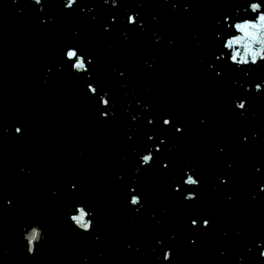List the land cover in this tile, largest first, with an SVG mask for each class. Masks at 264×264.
Returning a JSON list of instances; mask_svg holds the SVG:
<instances>
[{
	"label": "water",
	"instance_id": "obj_1",
	"mask_svg": "<svg viewBox=\"0 0 264 264\" xmlns=\"http://www.w3.org/2000/svg\"><path fill=\"white\" fill-rule=\"evenodd\" d=\"M64 2L0 0V264H264V61L223 47L264 0Z\"/></svg>",
	"mask_w": 264,
	"mask_h": 264
},
{
	"label": "clouds",
	"instance_id": "obj_2",
	"mask_svg": "<svg viewBox=\"0 0 264 264\" xmlns=\"http://www.w3.org/2000/svg\"><path fill=\"white\" fill-rule=\"evenodd\" d=\"M15 2H17V0H13V3ZM33 2L36 5L42 4V0H33ZM76 2L77 0H65V9H71ZM103 2L107 4L109 3V0H103ZM165 2H167V0H165ZM112 5L116 6V0H112ZM173 8H175V5H173ZM248 8L251 13L255 14V19H242L237 20L235 23H233L231 25V28L235 34L227 37L223 44L224 49L230 53L227 59L230 63L236 65L237 67L254 66L258 63V61H264V10H262L264 6H262L258 2H251L249 3ZM40 10H43L42 7L40 8ZM225 19L227 20V18ZM128 23L130 25L135 23V17L133 15H129ZM65 58L69 61H72L74 59L72 70L77 72L78 74L87 71L85 59L78 54L77 50L72 48L67 49L65 52ZM90 62L91 61L89 59L87 63ZM255 90L261 91V85H255ZM88 91L90 94H95L96 89L93 85H88ZM100 103L102 107H106L109 105V101L105 98V96L100 97ZM235 107L237 108V110H244L246 108V102L241 100L235 104ZM107 115V113H101L102 118H106ZM149 123H152V121L149 120ZM163 125L169 126L170 120L165 118L163 120ZM15 131L17 134H20L22 130L20 128H16ZM177 131H181V129L177 128ZM149 139H151V137H149ZM156 150L158 151L159 149L157 148ZM152 159L153 156L150 150L147 154H143L140 157L141 166L144 167L149 165ZM183 182L186 186L190 187H196L199 185V181L195 179L191 174L187 173L186 179ZM261 190L264 191V187H262ZM130 191H134V189H131ZM194 198V193H188L185 196V199L187 200ZM129 204L136 208L137 211L139 210L137 206H142L140 198L136 195H132L130 197ZM92 215L93 214L87 211L83 206H77L75 209V214L70 215L69 220L78 230L88 232L92 227V220L90 219ZM196 223V221H192L193 226H195ZM208 223L209 222L205 220L203 222V226H207ZM23 239L27 243L28 253L32 255L34 254L35 245L43 239L42 230L38 226H33L24 234ZM260 256L264 258V251L260 252ZM169 259L170 250H166L164 253V260L167 261Z\"/></svg>",
	"mask_w": 264,
	"mask_h": 264
}]
</instances>
